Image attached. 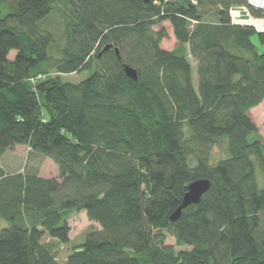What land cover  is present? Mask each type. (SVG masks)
Returning a JSON list of instances; mask_svg holds the SVG:
<instances>
[{
  "label": "trees",
  "instance_id": "1",
  "mask_svg": "<svg viewBox=\"0 0 264 264\" xmlns=\"http://www.w3.org/2000/svg\"><path fill=\"white\" fill-rule=\"evenodd\" d=\"M244 5L264 17L245 0H0V157L27 145L58 165L0 166V264H264V145L247 116L264 98V31L231 22ZM164 21L179 48L160 47ZM199 178L208 191L171 221ZM72 211L100 228L59 261Z\"/></svg>",
  "mask_w": 264,
  "mask_h": 264
},
{
  "label": "rangeland",
  "instance_id": "2",
  "mask_svg": "<svg viewBox=\"0 0 264 264\" xmlns=\"http://www.w3.org/2000/svg\"><path fill=\"white\" fill-rule=\"evenodd\" d=\"M245 1L246 3L248 2L247 0ZM245 7L247 8L249 14L251 15L249 7L248 6ZM202 8L206 12V17H204V19L206 21H213L215 18L214 16L211 15L213 12L212 7L207 5ZM49 20L53 24V26H55L56 21H58L57 15H55L54 13L53 15H51ZM160 28H163L166 32V36L160 41V47L167 51H171L179 48V42L176 40L173 34V29L171 24L168 21H164L160 25L153 26L154 30H158ZM259 50L264 51V45L259 46ZM183 51L184 54H186L187 56L186 58L189 60L191 64L193 81L196 85V80H197L196 61L190 56V53L188 51V44L184 45ZM14 53H15L14 51L11 52L10 54L11 58L14 56ZM94 66L95 65L93 64L92 66L93 69L95 68ZM89 72L84 71V72H73L67 74H58L56 71L50 70L48 73H46V76L48 75L50 77V76L60 75L62 81L77 83L83 80L89 74ZM247 116L252 121V123L257 127V132L252 134L250 139L251 140L258 139L264 145V98L258 105L248 110ZM224 143L225 141L222 140L219 143H215L212 145L210 149V156L213 163L219 158L224 157L226 155ZM0 166L3 167L6 172H10V173L16 171H23V169L31 168L33 170H37L38 174L44 177L49 178V177L58 176V165L53 161V159L47 156H42L38 153H33L27 145H16L14 148L6 151L0 157ZM68 223L70 226L68 243L65 244L56 243L55 240H52L48 237H44L46 241L55 242L54 252L56 253L57 259L59 261H64L67 258V255L69 254L71 248L82 242L83 236L87 231L100 228L98 223L88 219L85 211H72L68 216ZM2 226H3V222L0 221V228ZM165 243L173 246L176 252L184 249H189L188 246L177 245L174 237L169 235H167Z\"/></svg>",
  "mask_w": 264,
  "mask_h": 264
},
{
  "label": "water",
  "instance_id": "3",
  "mask_svg": "<svg viewBox=\"0 0 264 264\" xmlns=\"http://www.w3.org/2000/svg\"><path fill=\"white\" fill-rule=\"evenodd\" d=\"M257 31H259V30H257ZM111 46H112L111 44L105 45L100 50V52L98 53V56H100L103 52L110 49ZM114 50H115L116 54H119V51L117 48H115ZM123 69H124L125 74L128 77H130L134 80H137V78H138L137 70L134 67H132L128 64H124ZM209 187H210V180L207 178H199V179L190 181L187 184V189L182 196L181 203L171 213V215L169 216V219L171 221L177 220L178 217L180 216L182 210L191 204L198 203L200 201L201 197L208 191Z\"/></svg>",
  "mask_w": 264,
  "mask_h": 264
},
{
  "label": "built area",
  "instance_id": "4",
  "mask_svg": "<svg viewBox=\"0 0 264 264\" xmlns=\"http://www.w3.org/2000/svg\"><path fill=\"white\" fill-rule=\"evenodd\" d=\"M192 3L196 4L197 0H190ZM248 5L252 6L253 8L260 10L261 12L264 13V0H247ZM229 14L231 17V22L233 24H238V25H251L253 26L256 30L259 31H264V17L263 18H258L255 16H251L249 14V11L245 6H232L229 8ZM259 21V22H255ZM257 23L262 24L263 27L258 25ZM43 76H38V78H42Z\"/></svg>",
  "mask_w": 264,
  "mask_h": 264
},
{
  "label": "bare ground",
  "instance_id": "5",
  "mask_svg": "<svg viewBox=\"0 0 264 264\" xmlns=\"http://www.w3.org/2000/svg\"><path fill=\"white\" fill-rule=\"evenodd\" d=\"M255 22H259V21H255ZM258 25L260 24V23H257ZM260 26H262V24H260Z\"/></svg>",
  "mask_w": 264,
  "mask_h": 264
}]
</instances>
